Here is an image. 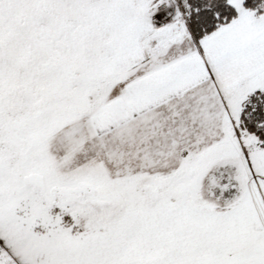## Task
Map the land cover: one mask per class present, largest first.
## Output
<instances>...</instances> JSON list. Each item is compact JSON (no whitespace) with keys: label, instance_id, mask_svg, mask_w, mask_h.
Wrapping results in <instances>:
<instances>
[{"label":"snow or ice","instance_id":"1","mask_svg":"<svg viewBox=\"0 0 264 264\" xmlns=\"http://www.w3.org/2000/svg\"><path fill=\"white\" fill-rule=\"evenodd\" d=\"M0 264H264V0H0Z\"/></svg>","mask_w":264,"mask_h":264}]
</instances>
